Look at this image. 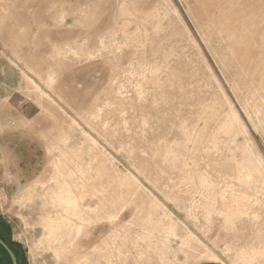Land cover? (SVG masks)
I'll return each instance as SVG.
<instances>
[{
    "label": "rangeland",
    "instance_id": "1",
    "mask_svg": "<svg viewBox=\"0 0 264 264\" xmlns=\"http://www.w3.org/2000/svg\"><path fill=\"white\" fill-rule=\"evenodd\" d=\"M0 218L23 264H264V0H0Z\"/></svg>",
    "mask_w": 264,
    "mask_h": 264
},
{
    "label": "trees",
    "instance_id": "2",
    "mask_svg": "<svg viewBox=\"0 0 264 264\" xmlns=\"http://www.w3.org/2000/svg\"><path fill=\"white\" fill-rule=\"evenodd\" d=\"M10 228H11L10 224L6 222L5 220H3L2 218H0V237L3 238L11 246V248L15 251L18 257L19 264H23L24 259L22 257V251L20 249V247L22 246L19 243L10 241L7 238L6 233L10 231ZM0 253L4 255V258L7 260L8 264H12L8 254L1 246H0Z\"/></svg>",
    "mask_w": 264,
    "mask_h": 264
},
{
    "label": "water",
    "instance_id": "3",
    "mask_svg": "<svg viewBox=\"0 0 264 264\" xmlns=\"http://www.w3.org/2000/svg\"><path fill=\"white\" fill-rule=\"evenodd\" d=\"M0 246L6 251L8 254L11 263L12 264H19L18 257L15 253V251L11 248V246L3 239L0 237Z\"/></svg>",
    "mask_w": 264,
    "mask_h": 264
}]
</instances>
